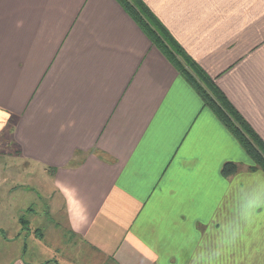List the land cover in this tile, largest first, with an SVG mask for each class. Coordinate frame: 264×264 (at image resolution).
Segmentation results:
<instances>
[{
	"label": "crops",
	"instance_id": "obj_1",
	"mask_svg": "<svg viewBox=\"0 0 264 264\" xmlns=\"http://www.w3.org/2000/svg\"><path fill=\"white\" fill-rule=\"evenodd\" d=\"M144 1L264 139V0ZM3 130L81 246L28 262L4 213L9 264H264V172L117 0H0Z\"/></svg>",
	"mask_w": 264,
	"mask_h": 264
},
{
	"label": "rangeland",
	"instance_id": "obj_2",
	"mask_svg": "<svg viewBox=\"0 0 264 264\" xmlns=\"http://www.w3.org/2000/svg\"><path fill=\"white\" fill-rule=\"evenodd\" d=\"M2 132L0 134V205L3 212L0 219H4V213L11 217L14 214L21 215L22 220L17 225L24 233L15 243L18 247L17 250L15 247V250L23 256V259L34 263L50 255H55L59 260L60 256L70 254L73 250L80 253V243L68 234L62 204L58 202L59 195L54 192L52 181L39 167L28 164L18 157L11 135L7 134V130ZM253 166L252 160L249 168L260 169H252ZM240 167L247 169L248 165ZM29 207L32 208L31 211ZM29 226L33 229L40 228L44 233L43 238L29 235ZM247 232L250 234L249 230ZM257 234L259 236L256 244L264 249V230L260 229ZM249 240H251V234ZM3 252L8 254L0 246V264H9V258ZM87 263L88 261H85V264Z\"/></svg>",
	"mask_w": 264,
	"mask_h": 264
},
{
	"label": "trees",
	"instance_id": "obj_3",
	"mask_svg": "<svg viewBox=\"0 0 264 264\" xmlns=\"http://www.w3.org/2000/svg\"><path fill=\"white\" fill-rule=\"evenodd\" d=\"M117 2L152 44L196 90L204 105L210 108L234 135L254 161L252 169L260 168L264 171V139L230 101L216 79L187 52L144 0H117ZM237 169L236 163L227 162L222 168V173L230 176Z\"/></svg>",
	"mask_w": 264,
	"mask_h": 264
}]
</instances>
